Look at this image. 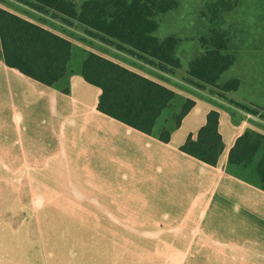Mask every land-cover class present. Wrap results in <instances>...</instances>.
<instances>
[{"label": "crops", "instance_id": "0c3cea01", "mask_svg": "<svg viewBox=\"0 0 264 264\" xmlns=\"http://www.w3.org/2000/svg\"><path fill=\"white\" fill-rule=\"evenodd\" d=\"M238 3L231 26L247 17L248 38L236 29L229 42L218 28L233 57L223 82L238 79L233 101L264 114V0H246L241 14ZM80 64L46 86L0 60V264H264V190L253 169L227 161L237 137L259 125L264 134V121L189 94L178 125L162 111L145 134L97 109L101 90ZM210 110L223 143L214 165L180 150Z\"/></svg>", "mask_w": 264, "mask_h": 264}, {"label": "trees", "instance_id": "16d2710c", "mask_svg": "<svg viewBox=\"0 0 264 264\" xmlns=\"http://www.w3.org/2000/svg\"><path fill=\"white\" fill-rule=\"evenodd\" d=\"M12 1L65 25L75 23L99 38L102 44L136 56L162 74L181 66L175 56L177 38L154 36L158 27L156 16L175 8L177 0H81L78 8L74 0ZM225 5L223 0L208 5L213 24L208 35L200 38L201 52L188 63V82L201 88L218 86L221 75L233 62L225 34L216 26L219 22H215L221 19L217 10ZM72 48L68 38L0 7V60L9 68L46 86H55L67 73ZM83 52L79 73L86 82L100 88L97 109L131 128L151 134L156 119L173 100L174 90L96 52ZM238 86L239 80L231 78L219 85V89L229 92ZM192 105L190 99L183 102L180 112L174 116L176 125ZM237 105L264 119L258 108ZM168 137L167 130L160 131L161 141L166 142ZM222 148L218 112L210 110L195 138L188 136L180 150L214 165ZM227 161L230 166H251L264 190V134L245 130L229 150Z\"/></svg>", "mask_w": 264, "mask_h": 264}, {"label": "rangeland", "instance_id": "374dc122", "mask_svg": "<svg viewBox=\"0 0 264 264\" xmlns=\"http://www.w3.org/2000/svg\"><path fill=\"white\" fill-rule=\"evenodd\" d=\"M74 1L76 3V7L78 8L81 3V0ZM211 2L209 1V4L207 3L206 5H204V7H201L202 0H178V5L175 9L165 14L156 16L158 27L154 32L155 37H157L158 39H163L166 36L171 35L180 39L176 50V55L180 60L181 66L180 68L175 69L171 73L164 74H160L157 71L153 70V67L149 68L150 66L145 64V62L143 63V61L137 58L136 56H133L126 52L118 51L114 49L113 46L108 47V45L102 44L99 38L91 36L81 26L75 23L71 26L68 24L65 25L61 23L58 19H53L49 15L38 13L31 7L21 5L12 0H0V7H3L15 14L26 16L27 18H29V20L37 24H43L47 26V28L54 30L56 33L64 35L74 40V43H72V59L70 61L71 67L76 68L79 66L83 57L82 52L84 49H86L96 52L122 65H125L150 78L157 79L167 84H170V88L174 90L175 96L173 100L169 103V105L163 110V115H167L168 113H170L171 115L172 113L180 112L182 107L180 101L184 97L183 95L190 94L196 98H199L200 94L206 93L209 96L215 97L216 100H218L217 102L222 104H218L210 97L205 98L206 101L214 106H217L220 109H223L224 111H230L229 106L226 105L227 103L237 104V102L233 101L231 92H222L219 89V85L222 84L223 80L230 77V75L233 73L232 67H230L222 74L221 79L218 82V86H206L204 88H201L192 84L191 82H188L187 80L189 59L191 58V56L201 51L200 38L208 35V30L213 24L210 21L212 13H210V11L208 10V5H210ZM225 4V6H221L217 10L218 15H222V18L215 20V22H219L216 24V26H218L220 30L225 31L227 37L229 38V42L231 40L232 32L236 29L240 31L239 35L241 41L243 39V35L248 38V29L246 25L248 21L247 17L240 18L241 22L236 27V25L231 26L232 20L228 15L230 8L239 4L238 0H225ZM245 5L246 0H240V14L242 13V11L245 10ZM243 15L246 16L247 14L243 12ZM238 104L241 103L239 102ZM255 107L258 108L257 106ZM259 112L262 113L260 110ZM253 116H255V119H253L254 123H263L264 119L260 117V114H253ZM259 126L261 127V125ZM260 127H258L260 130L259 132H261ZM231 167L234 170L237 169L239 172H243L241 168H246L248 171L253 169L251 166H248V168L241 166ZM79 213H83V211H78V214ZM79 221H82V219L78 217V222ZM76 232L78 234H83L92 231H88L86 230V227L84 225L78 224L76 227Z\"/></svg>", "mask_w": 264, "mask_h": 264}]
</instances>
